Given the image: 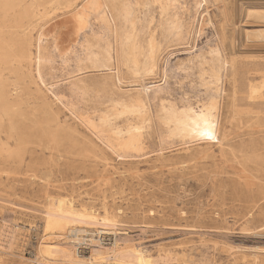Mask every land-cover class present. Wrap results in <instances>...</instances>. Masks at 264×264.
Listing matches in <instances>:
<instances>
[{
    "label": "rangeland",
    "instance_id": "obj_1",
    "mask_svg": "<svg viewBox=\"0 0 264 264\" xmlns=\"http://www.w3.org/2000/svg\"><path fill=\"white\" fill-rule=\"evenodd\" d=\"M89 1L0 0V264L51 257L57 197L109 212L155 264H264V0H101L74 41ZM214 99L215 136L162 119ZM139 101L142 116L124 111Z\"/></svg>",
    "mask_w": 264,
    "mask_h": 264
},
{
    "label": "bare ground",
    "instance_id": "obj_2",
    "mask_svg": "<svg viewBox=\"0 0 264 264\" xmlns=\"http://www.w3.org/2000/svg\"><path fill=\"white\" fill-rule=\"evenodd\" d=\"M109 1V0H108ZM156 1V0H155ZM165 1V0H164ZM173 1V0H172ZM110 2V1H109ZM86 3V2H85ZM113 3V2H112ZM157 3V2H156ZM171 3V2H170ZM178 3V2H177ZM103 6L101 0H90L87 5L79 12L75 13L71 21V32L74 41L78 40L82 31L88 26L89 17L94 10H99ZM164 7V6H163ZM163 9V8H162ZM186 9V8H185ZM185 11V10H183ZM163 13V11H162ZM106 14V13H105ZM167 14V13H166ZM264 18V13L260 14ZM103 17V16H102ZM134 20V18L132 19ZM106 23V22H105ZM134 23V21L132 22ZM124 24V23H123ZM3 26V24H2ZM8 26V25H7ZM15 27V26H14ZM13 27V28H14ZM162 27V26H161ZM70 28V29H71ZM126 28V27H125ZM202 28V27H201ZM164 29V27H163ZM123 30V29H122ZM6 31V30H5ZM125 31V30H124ZM129 31V30H128ZM132 31V30H131ZM8 32V31H7ZM260 37L264 38V29L260 30ZM118 33V32H117ZM121 33V32H120ZM123 34V33H122ZM121 34V35H122ZM131 34V33H130ZM42 35V34H41ZM129 35V34H127ZM18 36V35H17ZM123 36V35H122ZM130 36V35H129ZM88 37V35H87ZM120 37V36H119ZM131 38H133L131 36ZM130 39V38H129ZM134 39V38H133ZM121 40V39H120ZM123 40V39H122ZM121 40V41H122ZM125 41V40H124ZM135 41V40H134ZM134 41L132 43H134ZM9 43V41H7ZM123 42V41H122ZM130 42V41H129ZM1 43V42H0ZM76 43V42H75ZM126 43V42H125ZM131 43V42H130ZM136 43V42H135ZM123 44V43H122ZM128 44V42H127ZM10 45V44H9ZM116 45V44H115ZM120 45V44H119ZM129 45V44H128ZM156 45V44H155ZM2 46V45H1ZM131 46V45H130ZM139 47V45H137ZM26 47V46H25ZM135 47V45H134ZM9 48V47H8ZM11 48V47H10ZM130 48V47H129ZM132 48V47H131ZM130 48V49H131ZM7 49V48H6ZM20 49V48H19ZM70 49V48H69ZM68 49V50H69ZM126 49V48H125ZM148 59L154 60V44H149ZM62 51V49H60ZM67 50V51H68ZM122 50V48H121ZM124 50V48H123ZM142 50V49H141ZM8 51V49H7ZM10 51V50H9ZM14 51V50H13ZM125 51V50H124ZM123 52V51H122ZM129 52V50H128ZM62 54V52H60ZM66 53V52H65ZM126 53V52H123ZM130 53V52H129ZM134 53V52H133ZM140 53V52H139ZM6 54V53H5ZM13 54V53H12ZM99 54V52H98ZM10 55V54H9ZM19 55V54H18ZM123 55V54H122ZM13 57V56H12ZM121 57V56H120ZM18 58V57H17ZM90 58V57H89ZM127 58V57H124ZM140 59V57H138ZM136 57L130 58L135 68L143 70L142 62ZM145 58V57H144ZM143 58V59H144ZM147 58V57H146ZM52 59V58H51ZM119 59V58H118ZM17 60V59H16ZM112 60V59H111ZM157 60V59H156ZM226 60V59H225ZM3 61V60H2ZM10 62L9 60H7ZM39 61V60H38ZM4 62V61H3ZM126 62V61H125ZM145 62V61H144ZM143 62V63H144ZM1 63V62H0ZM123 63V62H122ZM147 63V62H146ZM157 63V62H156ZM39 64V63H38ZM128 64V62H127ZM1 65V64H0ZM15 65V64H14ZM19 65V64H18ZM125 65V64H124ZM2 66V65H1ZM9 66V65H8ZM7 63H6V67ZM99 66V65H97ZM106 66V65H105ZM108 66V65H107ZM112 66V65H111ZM132 66V65H131ZM158 66V65H157ZM10 67V66H9ZM37 67V66H36ZM149 67V66H148ZM215 67V66H214ZM3 68V67H2ZM1 68V69H2ZM226 68V67H224ZM5 69V68H4ZM8 69V68H7ZM6 69V70H7ZM12 69V68H11ZM10 69V70H11ZM15 69V68H14ZM88 69V68H87ZM99 69V68H98ZM125 69V68H124ZM129 69V68H128ZM157 69V68H156ZM4 70V71H6ZM9 70V71H10ZM13 70V69H12ZM28 70V69H27ZM122 70V69H121ZM146 70V69H145ZM151 70V69H150ZM165 70V69H164ZM205 70V69H204ZM20 71V70H19ZM41 71V70H40ZM127 71V70H126ZM144 71V70H143ZM141 71V74L142 72ZM2 72V71H1ZM13 72V71H12ZM26 71L24 70V73ZM140 72V71H139ZM146 74L147 71H145ZM153 72V71H151ZM155 72V71H154ZM216 72V71H215ZM3 73V72H2ZM11 73V72H10ZM122 73V72H121ZM131 73V72H130ZM222 73V72H221ZM13 74V73H12ZM152 74V73H151ZM215 74V73H214ZM6 75V74H5ZM11 75V74H10ZM9 75V76H10ZM17 75V74H16ZM25 75V74H24ZM23 75V76H24ZM30 75V74H29ZM139 75V74H138ZM137 75V76H138ZM217 75V74H216ZM8 76V77H9ZM14 76V75H13ZM140 76V75H139ZM143 76V75H142ZM148 76V75H147ZM215 76V75H212ZM219 76V75H218ZM7 77V78H8ZM19 77V76H17ZM30 77V76H29ZM116 77V75H115ZM167 77V76H166ZM5 78V77H4ZM28 78V77H26ZM79 78V77H78ZM221 78V76H220ZM40 79V78H39ZM44 79V78H43ZM104 79V78H102ZM119 79V77H118ZM217 79V78H216ZM219 79V78H218ZM4 80V79H3ZM7 80V79H6ZM19 80V79H17ZM25 80V79H24ZM106 81V78L104 79ZM111 80V79H110ZM218 81V80H215ZM10 82V81H9ZM8 82V83H9ZM25 82V81H23ZM21 82V83H23ZM103 82V80H102ZM212 82V81H211ZM43 83V82H42ZM104 83V82H103ZM164 83V82H163ZM4 84V82H3ZM7 84V83H6ZM81 84V83H80ZM118 84V83H117ZM88 85V84H87ZM86 85V87H87ZM100 85V83H99ZM102 85V84H101ZM119 85V84H118ZM6 86V85H5ZM3 87V86H2ZM1 87V88H2ZM85 87V86H84ZM90 87V86H89ZM88 87V88H89ZM100 87V86H99ZM117 88V87H116ZM211 88V87H210ZM84 89V88H83ZM136 89V88H135ZM141 89V88H140ZM115 90V89H114ZM139 90V88H138ZM143 91V90H142ZM125 92V91H124ZM4 93V92H3ZM2 93V95H3ZM9 93V92H8ZM258 93L255 85H251V94ZM15 94V93H14ZM137 95V93H136ZM5 96V95H4ZM9 96V95H8ZM60 96V95H59ZM145 96V95H144ZM137 97V96H136ZM141 97V96H140ZM215 97V96H214ZM130 98V97H128ZM148 98V97H147ZM58 99V98H57ZM164 99V98H163ZM62 100V99H61ZM161 100V99H160ZM165 100V99H164ZM168 100V99H167ZM166 100V102H167ZM208 100V99H207ZM163 104V100L161 101ZM206 102V101H205ZM120 103V102H119ZM145 103V102H144ZM142 102H131L124 105V111L129 114L142 116L146 113V105ZM173 105V104H172ZM171 105V106H172ZM186 105V104H185ZM200 105V103H199ZM165 106V105H164ZM177 106V104H176ZM120 108V107H119ZM165 108H167L165 106ZM163 109V108H162ZM217 109L216 100H212L208 104H203L199 110L192 105L182 109L171 107L163 110V121L172 127L173 132L185 136H193L196 133L201 135L215 136L214 110ZM149 110V109H148ZM155 110V109H154ZM216 112V111H215ZM219 113V112H218ZM151 114V113H150ZM159 114V112H158ZM127 116V115H126ZM131 117V115H129ZM161 116V115H159ZM156 117V116H155ZM87 118V117H85ZM135 118V117H134ZM152 118V117H151ZM83 119V118H82ZM133 119V118H132ZM138 119V118H137ZM140 119V118H139ZM138 119V120H139ZM128 120V118H127ZM130 120V119H129ZM148 121V120H147ZM157 121V120H156ZM87 122V121H86ZM106 122V121H105ZM130 122V121H129ZM154 122V121H153ZM89 123V122H88ZM91 123V122H90ZM110 123V122H109ZM108 124V123H107ZM106 124V126H107ZM111 124V123H110ZM216 124V123H215ZM105 126V125H104ZM109 126V125H108ZM155 126V125H153ZM90 127V126H89ZM147 127V126H146ZM161 127V126H160ZM93 129V127H91ZM125 128V127H124ZM154 128V127H153ZM159 128V127H158ZM140 125H133L127 131V137L124 140L126 147L136 146L141 137ZM150 129V127H149ZM97 131V130H96ZM157 131V130H156ZM120 132V131H119ZM125 132V131H124ZM172 132V131H171ZM168 134V133H166ZM217 134V133H216ZM172 135V134H171ZM198 135V134H197ZM200 135V136H201ZM102 136V134H101ZM167 136V135H166ZM196 136V135H195ZM119 137V135H118ZM172 136H170L171 138ZM175 137V136H173ZM186 137V139H187ZM160 138V137H159ZM179 138V137H178ZM192 138V137H191ZM195 138V137H194ZM197 138V137H196ZM209 138V137H207ZM212 138V137H211ZM202 139V137H201ZM193 140V139H191ZM196 140V139H195ZM121 141V140H120ZM105 142V141H104ZM117 142V141H116ZM113 146V145H112ZM125 147V148H126ZM129 151V149H128ZM118 152V151H117ZM135 153V152H133ZM132 153V154H133ZM49 201V200H48ZM100 225L101 227H95ZM114 217L107 211L99 213L95 210H89L85 207L76 206L72 200L66 197H57L51 199L47 209L44 222L46 234H50L40 246L41 255L49 254L51 257H44L42 264H51L53 261L68 262L69 264H155L156 258L148 253L147 249L140 248L136 244L130 243L127 238V232L116 230ZM114 226V229L113 227ZM49 239L52 241L49 243ZM85 242V246L77 247L78 244ZM264 242V240H261ZM257 250L264 251V247L257 246Z\"/></svg>",
    "mask_w": 264,
    "mask_h": 264
}]
</instances>
